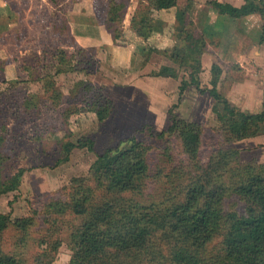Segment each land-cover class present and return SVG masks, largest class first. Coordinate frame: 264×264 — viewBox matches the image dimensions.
Returning a JSON list of instances; mask_svg holds the SVG:
<instances>
[{"label": "rangeland", "instance_id": "rangeland-1", "mask_svg": "<svg viewBox=\"0 0 264 264\" xmlns=\"http://www.w3.org/2000/svg\"><path fill=\"white\" fill-rule=\"evenodd\" d=\"M176 1L188 6L190 36L205 42L197 82L191 81L187 39H171L181 28L169 22L174 12L153 9L149 0H0V154L5 178L19 175L14 190L0 193V213L32 218L24 231L9 226L0 234L1 249L15 254L17 264H35L41 254L47 264H70V233L82 222L70 209L73 188L86 183L92 205L118 199L107 196L90 170L98 153L121 141L143 143L150 170L142 197H122L149 204L157 194L160 200L164 188L157 178L186 163L178 137L168 130L173 115L200 128L199 158L212 179L232 182L246 166L264 164V124L257 136L230 138L220 121L223 101L208 92L216 65L221 97L240 111L260 112V80L248 76L259 72L219 59L217 42L203 32L205 7ZM127 44L134 45L130 56ZM61 50L67 69L58 72ZM66 142L74 146L65 160ZM225 207L242 212L244 202L231 195ZM220 239L214 235L207 251L219 252ZM154 247L168 252L170 244L158 239Z\"/></svg>", "mask_w": 264, "mask_h": 264}, {"label": "trees", "instance_id": "trees-1", "mask_svg": "<svg viewBox=\"0 0 264 264\" xmlns=\"http://www.w3.org/2000/svg\"><path fill=\"white\" fill-rule=\"evenodd\" d=\"M156 10L176 8V23L181 28L175 33L187 39L184 50L194 67L191 81H196L205 42L202 36H190L187 30L186 15L188 6L178 7L176 0H149ZM219 13L240 17L258 13L262 19L261 42L264 43V0H246L240 7L211 0L207 2ZM176 27V26H175ZM188 32H186V30ZM57 71L67 68V57L60 51ZM192 66V65H191ZM216 76L213 88L208 92L223 101V114L220 115L222 130L232 139L241 140L262 133L264 124V101L260 112H243L230 106L216 89L217 77L221 69L212 65ZM161 73H166L163 71ZM182 90V87H181ZM59 96H55L54 99ZM56 104L59 100L55 101ZM169 131L179 139L186 163L180 169L174 166L166 175L156 181L163 186L160 200L155 194L149 204L128 197H142V191L149 173L143 143L136 137L121 141L115 147L102 150L91 166L92 178L102 184L106 194L117 195L118 199H105L92 205V196L86 183L73 188L70 209L82 217V222L70 233L72 255L70 264H264V164L246 166L239 177L233 174L234 181H219L209 176V169L203 170L200 160L201 130L194 123H187L171 117ZM5 130V125L1 126ZM152 129V128H149ZM155 133V132H151ZM158 136L164 132L156 133ZM3 140L0 135V143ZM78 141V146L93 142ZM74 144H63L64 159ZM158 174L156 175V177ZM19 175L9 178L3 175V157L0 154V193L14 190L19 184ZM235 195L242 202V212L228 210L226 199ZM60 205L59 202L54 203ZM32 218H9L0 213V234L9 226L24 231ZM214 235H220L219 252L210 253L206 245ZM160 239L170 247L165 252L162 247L152 250ZM35 264H47L50 259L41 254ZM15 254L4 252L0 247V264H17Z\"/></svg>", "mask_w": 264, "mask_h": 264}, {"label": "crops", "instance_id": "crops-1", "mask_svg": "<svg viewBox=\"0 0 264 264\" xmlns=\"http://www.w3.org/2000/svg\"><path fill=\"white\" fill-rule=\"evenodd\" d=\"M209 1L211 0H195L194 5L196 7H205V11L200 12L202 28L204 33L207 32L210 40L217 42V47L215 48L216 56H219V59L225 56L224 59L228 58L232 63L238 64L240 68L246 66L248 70L258 71L259 73L248 74V76L252 80L253 77L260 80L258 85H261V88L255 93L257 95L260 92L264 99V43L261 42L263 23L261 16L258 13H249L240 17H231L213 9L208 5L207 2ZM217 1L240 7L246 0ZM174 9L172 7L166 9V11L175 13ZM174 13L172 20L169 22L176 21ZM173 38L175 37L172 36L171 39ZM126 46L128 47L127 54L130 56L134 52V45L133 47H130V44ZM258 101L261 100L257 99L256 102Z\"/></svg>", "mask_w": 264, "mask_h": 264}]
</instances>
